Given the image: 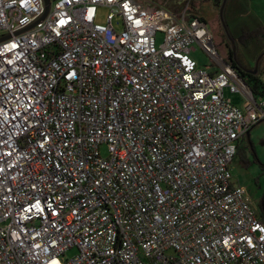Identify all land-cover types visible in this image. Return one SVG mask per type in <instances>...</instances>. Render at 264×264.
<instances>
[{"label":"built area","instance_id":"built-area-1","mask_svg":"<svg viewBox=\"0 0 264 264\" xmlns=\"http://www.w3.org/2000/svg\"><path fill=\"white\" fill-rule=\"evenodd\" d=\"M169 1L0 0V264H264L229 168L264 97Z\"/></svg>","mask_w":264,"mask_h":264},{"label":"rangeland","instance_id":"rangeland-1","mask_svg":"<svg viewBox=\"0 0 264 264\" xmlns=\"http://www.w3.org/2000/svg\"><path fill=\"white\" fill-rule=\"evenodd\" d=\"M173 2H186V0H170L167 5L171 7ZM218 8L211 0L193 1L190 5V12L200 16L212 34L214 45L218 54L226 58V47L224 46V34L219 24ZM107 8H99V17L97 22L104 23ZM225 17L229 28L235 27L237 18L241 22L244 30L251 32L257 28L259 24L261 29L258 31L259 43L264 46V0H228ZM113 24L117 30L122 28L121 20L115 17ZM157 41H161L162 34H157ZM258 43V45H259ZM194 51L191 56L201 65L210 66V57L201 50L197 45L193 46ZM238 48V47H237ZM261 46H255L251 50L252 54H247L243 48H238L245 56V61L252 64L256 53L259 52ZM244 51V53H243ZM262 67L261 78L264 80V59L259 64V69ZM209 70L217 69V67H208ZM224 96L233 104L240 106L242 103L241 95L230 93L227 88L224 89ZM250 141V142H249ZM249 141L245 139L239 148L234 160L230 163V171L232 180L243 186L248 192L253 206L257 212L264 207V119L259 121L250 130ZM76 253L75 249H70L65 253L66 257H71Z\"/></svg>","mask_w":264,"mask_h":264},{"label":"trees","instance_id":"trees-1","mask_svg":"<svg viewBox=\"0 0 264 264\" xmlns=\"http://www.w3.org/2000/svg\"><path fill=\"white\" fill-rule=\"evenodd\" d=\"M220 1L221 0H214L215 6L219 7ZM191 2H193V0H191ZM240 23L241 22L237 18L235 27L233 26V29L230 28V31H231L233 37L240 43V45L243 48H245L246 50H248L249 53L252 54L251 50H253L255 46L259 47L258 41L256 40V38L259 36L258 31H260L261 27L259 24H256L257 28L255 30L246 33L242 24H240ZM228 58L230 60V62H229L230 66L235 69V71L242 77V79L248 85V88H249L253 98L257 99L260 97H264V81L262 80L260 75L254 76L251 74L240 72L234 66V63L231 61V58H232L231 54H228ZM239 148L240 147L238 146L236 155L239 151ZM263 210H264V207H263Z\"/></svg>","mask_w":264,"mask_h":264},{"label":"water","instance_id":"water-1","mask_svg":"<svg viewBox=\"0 0 264 264\" xmlns=\"http://www.w3.org/2000/svg\"><path fill=\"white\" fill-rule=\"evenodd\" d=\"M44 5H45V11L44 14L41 16V19L44 18L45 14L47 13L48 9H49V0H42ZM194 1H201V0H194ZM228 0H221L220 4H219V8H218V19H219V24L220 27L222 29V32L224 34V37L227 41V43L229 44L230 50L232 52V60L235 62L236 67L241 69L243 72L249 73L251 75H258L259 73V64L261 62V60L264 58V51H262L254 60V65L252 67V69H247L245 67H243L237 60V41L236 39L233 37L230 28L228 26V23L226 21V17H225V9L227 6ZM7 38V35H0V41L5 40ZM225 64H229L228 60H224ZM240 76V75H239ZM242 82L244 83V85L248 88V85L245 83V81L242 79V77L240 76ZM249 90V88H248ZM250 92V90H249ZM249 132L248 131L246 133V137L249 138Z\"/></svg>","mask_w":264,"mask_h":264},{"label":"flooded vegetation","instance_id":"flooded-vegetation-1","mask_svg":"<svg viewBox=\"0 0 264 264\" xmlns=\"http://www.w3.org/2000/svg\"><path fill=\"white\" fill-rule=\"evenodd\" d=\"M202 1V0H201ZM212 2H214V0H211ZM214 4H215V2H214ZM256 40L257 41H259V36L256 38ZM237 41V40H236ZM223 43H224V46L226 47V58L224 59V60H228V62H230V60H229V58H228V54H231V56H232V52H231V50H230V47H229V44L227 43V41H226V39H225V37H224V41H222ZM215 46V45H214ZM237 47L239 48H243L241 45H240V43L237 41ZM238 48H237V60H238V62L243 66V67H245V68H247V69H252V67H253V64H248L247 63V61H245L246 59H245V56L242 54V52L241 51H239L238 50ZM215 49H216V47H215ZM245 51H246V53H247V51L248 50H246L245 48H243ZM216 51H217V49H216ZM218 53V52H217ZM243 53H244V51H243ZM231 61L234 63V66L236 67V64H235V62L232 60V58H231ZM230 65V64H229ZM237 68V67H236ZM240 72H242V73H246V72H243L241 69H239V68H237ZM262 70V67L260 68V71ZM247 74H249V73H247Z\"/></svg>","mask_w":264,"mask_h":264},{"label":"crops","instance_id":"crops-1","mask_svg":"<svg viewBox=\"0 0 264 264\" xmlns=\"http://www.w3.org/2000/svg\"><path fill=\"white\" fill-rule=\"evenodd\" d=\"M194 1V0H193ZM192 3V2H191ZM258 43H259V41H258ZM261 46V49L259 50V52L257 53V55L254 57V60L256 59V57L262 52V51H264V46H262V45H260V43H259V47ZM247 54H250L248 51H247ZM264 59V58H263ZM262 59V60H263ZM254 60H253V62H252V64L254 65ZM261 60V61H262ZM261 63V62H260ZM263 69H264V67H263ZM262 71V70H261ZM260 71V69H259V73H258V75H260L261 76V74H262V72ZM257 76V75H256ZM263 80V79H262ZM264 81V80H263ZM242 98V97H241ZM259 98H257V100H258ZM244 103V100L242 99V103H241V105ZM250 133V132H249ZM245 139H247L248 141H249V138H247L246 136H244L243 138H241V140L239 141V143H238V146L240 147V145H241V143L245 140ZM250 142V141H249ZM235 158V157H234ZM234 160V159H233ZM255 213H256V215H257V219L259 220V221H261L262 223H264V210L262 209V211L260 210L259 212H257L256 211V209H255Z\"/></svg>","mask_w":264,"mask_h":264}]
</instances>
